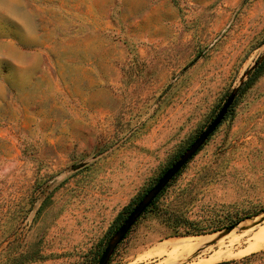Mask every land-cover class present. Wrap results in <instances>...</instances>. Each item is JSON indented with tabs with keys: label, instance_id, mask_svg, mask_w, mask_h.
<instances>
[{
	"label": "rangeland",
	"instance_id": "rangeland-1",
	"mask_svg": "<svg viewBox=\"0 0 264 264\" xmlns=\"http://www.w3.org/2000/svg\"><path fill=\"white\" fill-rule=\"evenodd\" d=\"M263 52L264 0H0V264H97ZM225 261L264 264V70L108 264Z\"/></svg>",
	"mask_w": 264,
	"mask_h": 264
},
{
	"label": "water",
	"instance_id": "water-1",
	"mask_svg": "<svg viewBox=\"0 0 264 264\" xmlns=\"http://www.w3.org/2000/svg\"><path fill=\"white\" fill-rule=\"evenodd\" d=\"M263 57L264 52L261 57L244 72L239 84L231 90L220 110L207 127L193 140L180 157L175 160V162L159 177L157 182L142 196L139 202L134 206L123 223L118 227L113 236L107 242L97 264L109 263L114 250L121 243L136 221L168 186L173 178L182 170V168H184L185 165L198 153L208 138L216 131L234 103L240 88L245 82V78L258 66ZM234 226L235 225L228 227L226 231L231 230Z\"/></svg>",
	"mask_w": 264,
	"mask_h": 264
},
{
	"label": "bare ground",
	"instance_id": "bare-ground-1",
	"mask_svg": "<svg viewBox=\"0 0 264 264\" xmlns=\"http://www.w3.org/2000/svg\"><path fill=\"white\" fill-rule=\"evenodd\" d=\"M261 232V231H260ZM245 234V233H244ZM256 234V233H255ZM243 235V234H242ZM210 239V237L209 236H206V235H199V236H196V237H187V238H183L182 240H180V241H170L171 243H173V244H175V245H180V246H182V247H185V246H188L189 247V245H199V244H202V243H204V242H206L207 240H209ZM261 239V238H260ZM167 242H169V241H167ZM166 242H164V244H165ZM162 246V245H161ZM171 246H174V245H171ZM254 246V245H253ZM175 247V246H174ZM194 247V246H193ZM249 247H250V245H249ZM254 247H256V246H254ZM261 247V246H260ZM159 248V247H158ZM164 248V247H163ZM251 248V247H250ZM173 249V248H172ZM188 249V248H187ZM246 249H249V248H245V250L244 251H246ZM252 249V248H251ZM159 250H160V248H159ZM174 250V249H173ZM176 250V249H175ZM250 250V249H249ZM179 252V251H178ZM216 255V257L215 258H217V257H220V255H221V253L220 252H218V253H216L215 254ZM214 255V256H215ZM213 255L211 256V259H212V257H214ZM226 256V255H225ZM207 259V258H206Z\"/></svg>",
	"mask_w": 264,
	"mask_h": 264
},
{
	"label": "trees",
	"instance_id": "trees-1",
	"mask_svg": "<svg viewBox=\"0 0 264 264\" xmlns=\"http://www.w3.org/2000/svg\"><path fill=\"white\" fill-rule=\"evenodd\" d=\"M264 70V57H263V59H262V61L258 64V66L252 71L253 72V74H254V76H250V78L247 80V81H245L244 82V84L242 85V88L243 87H245L247 84H250L258 75H259V73L261 72V71H263ZM251 72V73H252ZM158 198V197H157ZM157 198L154 200V202L146 209V211L147 210H149V208L151 207V206H153L154 205V203L157 201ZM145 211V212H146ZM144 212V213H145ZM186 233H188L189 231H185ZM226 263H228L227 261H225V262H222V263H220V264H226Z\"/></svg>",
	"mask_w": 264,
	"mask_h": 264
},
{
	"label": "crops",
	"instance_id": "crops-1",
	"mask_svg": "<svg viewBox=\"0 0 264 264\" xmlns=\"http://www.w3.org/2000/svg\"><path fill=\"white\" fill-rule=\"evenodd\" d=\"M207 1V0H206Z\"/></svg>",
	"mask_w": 264,
	"mask_h": 264
}]
</instances>
